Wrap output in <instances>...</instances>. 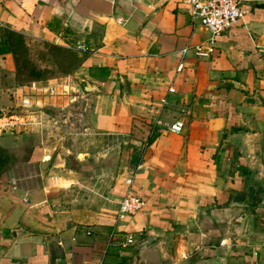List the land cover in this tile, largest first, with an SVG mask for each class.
I'll list each match as a JSON object with an SVG mask.
<instances>
[{"label": "crops", "instance_id": "obj_1", "mask_svg": "<svg viewBox=\"0 0 264 264\" xmlns=\"http://www.w3.org/2000/svg\"><path fill=\"white\" fill-rule=\"evenodd\" d=\"M189 6L0 2V36L8 28L90 48L75 51L73 71L94 90L82 91L87 131L69 136L81 133L85 148L74 156L123 160L128 141V160L142 163L132 190L144 200L114 225L133 242H109L126 168L115 179L113 167L65 164L49 173L56 151L71 152L66 135L50 143L48 115L14 108L17 94L0 81V107L28 122L0 129V264H264V0H241L242 16L212 40ZM196 43L212 53L182 55ZM12 64L0 54V74ZM176 118L181 132L168 129Z\"/></svg>", "mask_w": 264, "mask_h": 264}, {"label": "rangeland", "instance_id": "obj_2", "mask_svg": "<svg viewBox=\"0 0 264 264\" xmlns=\"http://www.w3.org/2000/svg\"><path fill=\"white\" fill-rule=\"evenodd\" d=\"M9 35L10 41H13L12 44H9L11 47L10 49L13 52H7L11 54L13 64L11 68H9L10 70L7 68L6 72L1 71L0 81L4 85L8 86L12 91H14V94L18 93V88L20 86L30 84L35 81H41L44 84L54 82L55 80L51 81V79L54 78L56 81H64L68 75L73 72L76 63L80 60V55L75 52L79 50L73 48L71 44L66 48H62L58 46L56 42L49 41L42 37L25 36L24 34L22 35L24 44H20L18 42L19 37L16 34L9 33ZM10 93L12 94V92ZM17 98L19 97L17 96ZM18 102L19 100L17 99V106L14 108L22 109ZM83 102L84 100L79 98L77 101L75 100L71 103H61L58 106H54L53 103H44L43 106L40 107H31L32 111L30 112L36 115L44 112L48 115V128L45 127V129L52 133L49 139L51 140L50 143H52V140H56L57 133L66 135L64 137V141L67 142L71 150V152H69V150H64L65 153L63 156L68 158V161L65 165L66 167H81L85 169L113 167L114 172L113 176H110V179H115L114 176L116 177L117 173L119 172L122 173L124 168H126L125 171L128 172L130 168L133 167L134 161L132 159H130V161L128 160V155L132 147L128 141L121 144L119 149V158L122 157L123 160H104L99 156H97L98 159L95 160L94 157H96L97 154H92L93 156H87L88 159L86 160L76 159L74 156V151L77 148H85V140L81 138V133L77 134L78 137L73 135L74 137L71 138L69 136L78 131L81 132L82 130H86L85 121H88L87 115H89V113H87V111L83 112V107L85 105ZM73 111H81L83 113L82 119H75V113H73ZM34 118H36V116H34ZM55 125L59 127L61 126L62 128H56ZM74 127H77V131L73 129ZM89 148H92L93 150L90 151L91 153H96V150H99V146L97 147L96 143L90 144L87 147V150ZM56 150L58 149L56 148L55 151ZM138 150L140 153L141 149ZM48 165L49 162L47 163L46 167H48ZM98 178L100 177H94V180H97Z\"/></svg>", "mask_w": 264, "mask_h": 264}, {"label": "built area", "instance_id": "obj_3", "mask_svg": "<svg viewBox=\"0 0 264 264\" xmlns=\"http://www.w3.org/2000/svg\"><path fill=\"white\" fill-rule=\"evenodd\" d=\"M4 0H0L2 2ZM189 13L192 20H197L199 23L207 27L211 32V40L222 31L227 29L232 23L236 22L243 14L241 7V0H188ZM73 48L88 52L90 48L84 41L77 40L71 44ZM70 46V45H69ZM192 49L196 55L209 56L212 53V45H205L203 43H196L194 45H186L180 49L182 55ZM182 59L178 62L177 70L182 68ZM77 78V79H75ZM80 77L76 72H72L64 81H55L49 83L32 82L19 87L17 96L19 97L18 104L23 112L31 113V107H40L44 103H53L58 106L61 103H71L81 98L83 91ZM173 90V87H169ZM188 108L184 112H188ZM75 119H82L83 113L81 111H73ZM19 117L15 111H10L7 107H0V129L5 126L13 127L16 124L26 125L27 121H16ZM184 127V120L176 118L169 126L168 129L172 132H181ZM77 127L73 129L76 130ZM141 161L132 167L122 177V182L125 185V191L118 201L114 217L112 219L113 227L108 234V241L116 244L119 248H125L133 242V236L127 234L125 236L119 235L115 224L123 219L128 214L135 213L140 210L144 205V200L141 196L132 190V185L136 180L139 170L141 168Z\"/></svg>", "mask_w": 264, "mask_h": 264}, {"label": "water", "instance_id": "obj_4", "mask_svg": "<svg viewBox=\"0 0 264 264\" xmlns=\"http://www.w3.org/2000/svg\"><path fill=\"white\" fill-rule=\"evenodd\" d=\"M79 80L81 81L82 84V88L84 91H93L94 90V86L90 83L89 80L85 79V78H79ZM66 164V158L61 154L60 151H56L54 153V155L51 158L49 167H48V172L52 173L53 169L62 167Z\"/></svg>", "mask_w": 264, "mask_h": 264}, {"label": "trees", "instance_id": "obj_5", "mask_svg": "<svg viewBox=\"0 0 264 264\" xmlns=\"http://www.w3.org/2000/svg\"><path fill=\"white\" fill-rule=\"evenodd\" d=\"M9 33L11 34H16L18 37H19V43L20 44H24V39H23V33L21 32H17V31H14V30H11V29H8V28H4L2 30V33H1V36H0V54L1 53H4V52H7V51H12L9 46V44L13 43V41H10V35ZM15 42V41H14ZM13 52V51H12ZM15 52V51H14ZM16 66H17V63H16ZM148 140H150V138H148Z\"/></svg>", "mask_w": 264, "mask_h": 264}]
</instances>
